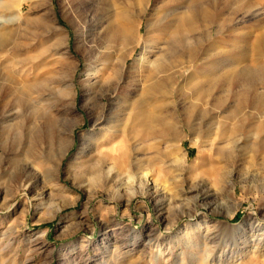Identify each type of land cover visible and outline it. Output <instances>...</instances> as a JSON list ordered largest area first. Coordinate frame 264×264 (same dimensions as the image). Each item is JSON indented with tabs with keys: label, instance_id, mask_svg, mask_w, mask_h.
<instances>
[{
	"label": "bare ground",
	"instance_id": "bare-ground-1",
	"mask_svg": "<svg viewBox=\"0 0 264 264\" xmlns=\"http://www.w3.org/2000/svg\"><path fill=\"white\" fill-rule=\"evenodd\" d=\"M48 1L0 2L1 11H12L11 16L0 19V58L8 53L12 54L13 93L19 99L27 98L29 115L35 120L38 132L28 145L33 150L31 157L39 159L43 165H51L47 170L54 179L56 174L58 176L62 158L68 151L67 142L71 144L74 141L69 128L61 123L68 113L61 105H66L68 96H73L75 92L72 76L68 71V66L73 63L68 48L69 34L58 24L53 8L44 12L36 11L37 8L48 5ZM95 1L105 9L104 19L98 27L99 33L104 35L101 40L105 42L90 45L89 54L85 55L87 68L84 83L89 94L92 93L94 113L108 107L101 101L106 91L116 92L114 96L108 97H114L113 101L118 104L115 109L117 123L97 129L99 117L94 123L96 131L82 134V147L74 155L70 165L75 173L80 174L84 170V164L88 160H94L92 164L97 167V172L91 180L97 181L99 187L111 188L114 197H127L130 201L140 195L150 196L154 193L153 189L158 188L156 180L151 177L153 174H160L156 165L162 163L159 158H163V155L171 157L173 162H169L173 167L189 165L187 153L181 157L173 156V148L182 135L183 125L192 129V132L204 131L207 125L209 127L206 131L216 128V136H226L227 142L233 144L235 149L240 146L241 136L250 134L253 137L249 144L252 151H264L262 4L259 5L255 0ZM153 2L157 6L162 3L169 10L164 19L154 20L151 17L155 14L149 12ZM26 4H29L28 11H25ZM91 4L94 5V0H62L66 14L69 11L77 12V15L73 18L68 16V19L76 28L79 43L89 42L86 12ZM33 13L34 22L25 25V20ZM146 15L149 16L147 35L143 37L142 18ZM253 19L254 24L252 22L246 25ZM253 25L261 31L253 33ZM21 30H26L28 36L20 34ZM151 32H156V35L153 36ZM35 42H39L41 47L37 53L32 51ZM139 47L141 52L128 65V58ZM253 52L257 55L254 60ZM182 81V86L189 88L186 98L191 101L180 107L177 97L182 89ZM103 84L106 85L104 93L101 89L99 92L92 91L95 85L101 88ZM7 95L8 92L4 91L0 97L5 98ZM201 105H205V109L211 114L210 125L203 121L197 126L198 123L195 122L202 115ZM18 112L20 111L17 110ZM119 136V143L108 150L102 149L115 142ZM146 142L151 144L154 153L146 157L148 164L144 166L145 160L140 155V150ZM160 146L166 148V154H162ZM91 149L94 152L90 153ZM228 152L227 158H231V151ZM210 161L211 158L206 160ZM122 162L128 167L123 175V178L127 177V181L123 183V187V184L116 188L110 187L114 176L120 174L117 164ZM31 163L32 160L28 159L26 170L31 169ZM31 172V177L36 174L33 168ZM30 180L32 179H28V184ZM58 189L61 194L68 191L61 184H58ZM87 189L93 193L92 188ZM234 192L236 193V189ZM43 204L44 201L40 198L38 205ZM203 226L209 231V220H198L194 229H203ZM184 235L187 236V232ZM206 238L204 243L207 247ZM113 245L108 243L106 249ZM220 246L222 249L219 254L212 253L208 248L202 250L199 258L201 263L249 264V259L259 252L261 261L258 263L264 264V225L259 223L249 229L224 230ZM151 248V258L160 261L166 251L163 243L154 241ZM113 257L111 254L110 258ZM246 258L248 262L245 261ZM181 260L184 262L183 257Z\"/></svg>",
	"mask_w": 264,
	"mask_h": 264
},
{
	"label": "rangeland",
	"instance_id": "rangeland-1",
	"mask_svg": "<svg viewBox=\"0 0 264 264\" xmlns=\"http://www.w3.org/2000/svg\"><path fill=\"white\" fill-rule=\"evenodd\" d=\"M255 1L264 6V0ZM47 4L36 11L53 8L58 24L69 34L68 48L73 63L68 66V71L75 94L68 96L66 105H61L68 112L61 123L69 128L74 141L71 144L67 142L68 151L62 158L58 176L55 175L57 178L53 179L47 170L51 165H43L39 159L31 157L33 150L28 145L38 133L35 120L29 115L27 98L19 99L13 93L12 54L2 56L0 94L7 91L8 95L0 97V264H204L199 260L202 250L208 248L212 253L219 254L224 230L249 229L259 223L264 225V151H252L249 144L253 137L250 134L242 135L240 146L235 149L227 142L226 136H216V128L206 131L207 125L204 131L192 132L181 123L183 131L173 148V156L181 157L187 153L189 165L173 167L170 165L173 162L171 157L163 155L159 158L162 163L156 164L160 174L151 177L156 180L157 190L153 189L154 193L150 196L140 195L130 201L127 197H114L111 188L99 187L97 181L91 180L97 172V167L92 164L94 160H88L80 174L70 168L72 158L82 147V134L96 131L94 123L97 118L100 117L97 129L117 123L115 109L118 104L113 101L114 97H108L116 92L104 93L105 84L101 88L95 85L92 91L99 92L101 89L104 93L102 104L108 107L94 113L92 93L89 94L84 83L87 68L85 55L89 54L90 45L105 42L101 40L104 35L99 33L98 28L104 19L105 9L95 0L94 5L89 6L86 19L90 34L86 44L85 41L79 43L76 28L68 19L77 12L66 14L62 0H49ZM161 4L157 6L153 2L151 5L149 12L155 13L151 16L154 20L164 19L169 13ZM28 9L29 4H26L25 11ZM1 10L0 19L12 15V11ZM34 15H29L30 19L27 18L24 24L33 23ZM148 17L142 18L143 37L147 35ZM252 22L254 24L255 19L246 25ZM260 31L253 25V33ZM20 34L28 36L26 30H21ZM151 34L155 36L156 32ZM40 48L39 42H35L32 51L37 53ZM141 50V47L137 48L128 58V65L134 62V57ZM256 58L253 52V60ZM181 83L182 89L177 97L180 107L191 101L186 98L189 88L182 86L183 81ZM205 107L201 105L202 115L195 121L197 126L203 121L209 125L212 122L211 114ZM17 110L20 112L17 113ZM120 138L102 149L108 150L119 143ZM146 145L140 150L144 166L148 164V156L154 153L151 144L146 142ZM160 147L162 154H166V148ZM228 151H231V158H227ZM91 152L94 150L91 149ZM209 158L211 161L206 162ZM28 159L32 160L31 169L36 171L32 177L31 169H25ZM116 168L120 174L110 182V187L115 188L126 183L127 177L123 178V175L128 171L125 162L117 164ZM29 178L32 179L30 184ZM58 184L65 186L67 193L61 194ZM87 188H92L93 193ZM40 198L44 201L43 205H38ZM202 219L209 220V231L205 226L194 229L196 222ZM204 236L207 237V247ZM154 241H160L165 246L166 251L160 261L151 258ZM108 243L114 245L106 249ZM111 254L114 256L112 259ZM258 254L249 259V264L261 261Z\"/></svg>",
	"mask_w": 264,
	"mask_h": 264
}]
</instances>
